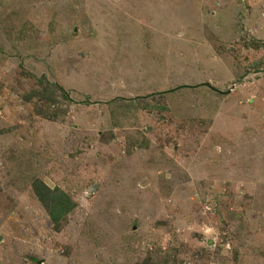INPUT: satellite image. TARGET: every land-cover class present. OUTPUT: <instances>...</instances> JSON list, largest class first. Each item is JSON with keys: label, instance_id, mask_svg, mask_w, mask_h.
Instances as JSON below:
<instances>
[{"label": "rangeland", "instance_id": "obj_1", "mask_svg": "<svg viewBox=\"0 0 264 264\" xmlns=\"http://www.w3.org/2000/svg\"><path fill=\"white\" fill-rule=\"evenodd\" d=\"M0 264H264V0H0Z\"/></svg>", "mask_w": 264, "mask_h": 264}, {"label": "trees", "instance_id": "obj_2", "mask_svg": "<svg viewBox=\"0 0 264 264\" xmlns=\"http://www.w3.org/2000/svg\"><path fill=\"white\" fill-rule=\"evenodd\" d=\"M40 196L44 205L48 206L51 209L50 216L53 222L58 223L61 218H63L73 208L70 199L66 196L55 194L54 192L52 196L46 195V197H44L42 194ZM47 198H52L53 202L48 203Z\"/></svg>", "mask_w": 264, "mask_h": 264}, {"label": "water", "instance_id": "obj_3", "mask_svg": "<svg viewBox=\"0 0 264 264\" xmlns=\"http://www.w3.org/2000/svg\"><path fill=\"white\" fill-rule=\"evenodd\" d=\"M75 32H77V29L75 28ZM216 90V89H215ZM218 91V90H217Z\"/></svg>", "mask_w": 264, "mask_h": 264}, {"label": "clouds", "instance_id": "obj_4", "mask_svg": "<svg viewBox=\"0 0 264 264\" xmlns=\"http://www.w3.org/2000/svg\"><path fill=\"white\" fill-rule=\"evenodd\" d=\"M220 92V91H219Z\"/></svg>", "mask_w": 264, "mask_h": 264}]
</instances>
